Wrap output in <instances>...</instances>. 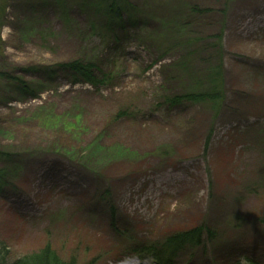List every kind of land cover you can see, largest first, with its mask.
Masks as SVG:
<instances>
[{"label":"rangeland","instance_id":"obj_1","mask_svg":"<svg viewBox=\"0 0 264 264\" xmlns=\"http://www.w3.org/2000/svg\"><path fill=\"white\" fill-rule=\"evenodd\" d=\"M124 1L144 11L139 26L106 32L78 5L65 25L53 0H0L1 255L11 264L50 245L119 264L134 244L204 226V245L173 264H264V0ZM169 7L199 45L221 37L218 113L166 103L164 86L184 90L169 67L196 57L149 45ZM77 59L111 77L97 88L43 69Z\"/></svg>","mask_w":264,"mask_h":264},{"label":"trees","instance_id":"obj_2","mask_svg":"<svg viewBox=\"0 0 264 264\" xmlns=\"http://www.w3.org/2000/svg\"><path fill=\"white\" fill-rule=\"evenodd\" d=\"M53 2L62 11L61 15L65 25L71 24L70 19L68 20L70 10L75 5H78L81 10L84 9L89 12V21L93 28L100 27L106 32H113L114 28L112 26L125 28L124 26L130 25L132 29L138 27V13L144 12L134 4L124 0H53ZM169 9L172 13L171 7ZM192 11L199 16L209 13L206 8H200L198 6H192ZM150 13H152L151 9L147 14ZM97 14L104 16V18H96ZM159 16L161 20L165 18V20H162L161 28L158 32L160 41L152 39L151 42H148L154 53H159L160 57H165L166 54L172 52L175 48L183 47L191 55H196L191 62L187 59L183 60L182 63L176 62L169 67V69H172L174 75L180 74L184 76V90H171L164 86L163 94L166 98V103L170 107H178L188 103L208 104L218 113L226 97L224 61L218 55L220 53L219 50L222 48L220 42L221 37L219 38L218 35L217 43L209 45L210 50V48H207L208 45H199L203 40L194 34L190 33L188 36L185 33L180 34V30H183L184 27L178 17H174L173 13L172 16L171 14L170 16H163V14ZM126 36H129V34ZM120 47L121 39L116 46L117 51L119 50L121 53L123 50ZM184 61H188L189 63ZM57 67L58 69H54V67L43 69H48L45 72L47 76H56L57 70H59L61 73L72 77V81L76 84L80 82L88 83L97 88L105 85L111 77L106 72L100 71L98 64L89 59H77L75 61L61 63ZM19 84L22 86L20 90L23 93L29 92L30 88L26 84L22 82ZM27 94L29 95L30 93ZM0 158H4L2 153H0ZM5 173L6 171L0 170V184L3 183L2 179L6 177ZM112 226H116V223L113 222ZM208 232L210 233L211 231L209 229L206 230L204 226H197L188 230L172 233L163 241L151 240L148 242H140L141 244H134L127 254L149 255L161 264H173L180 253L193 251V249L203 246ZM6 258L0 252V264H10L7 263ZM11 264H80V262L75 259H63L52 246L47 245L34 254L16 259Z\"/></svg>","mask_w":264,"mask_h":264},{"label":"bare ground","instance_id":"obj_3","mask_svg":"<svg viewBox=\"0 0 264 264\" xmlns=\"http://www.w3.org/2000/svg\"><path fill=\"white\" fill-rule=\"evenodd\" d=\"M127 264H143V263H135V262H132V261H128Z\"/></svg>","mask_w":264,"mask_h":264}]
</instances>
